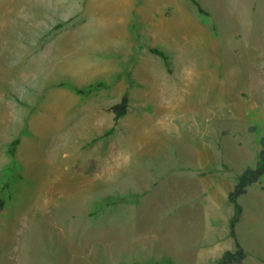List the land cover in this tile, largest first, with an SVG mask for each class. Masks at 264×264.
I'll use <instances>...</instances> for the list:
<instances>
[{"label": "rangeland", "instance_id": "obj_1", "mask_svg": "<svg viewBox=\"0 0 264 264\" xmlns=\"http://www.w3.org/2000/svg\"><path fill=\"white\" fill-rule=\"evenodd\" d=\"M197 1L0 0V264H264V176L237 239L229 198L264 149V0Z\"/></svg>", "mask_w": 264, "mask_h": 264}, {"label": "trees", "instance_id": "obj_2", "mask_svg": "<svg viewBox=\"0 0 264 264\" xmlns=\"http://www.w3.org/2000/svg\"><path fill=\"white\" fill-rule=\"evenodd\" d=\"M194 5L198 8L200 13H205V10L201 6V4L197 0H192ZM152 52L164 58L167 62H169V57L159 49H152ZM97 85H90L86 89H76L78 94H90L92 93ZM129 96L125 94L122 100L112 107V111L115 114V121H119L121 118L127 115L129 109ZM19 141H15L12 143V148L10 149L11 154H15L16 146ZM261 160L259 166L257 168H248L245 172L240 176L239 182L235 186L234 190L230 192L229 198L231 203H233L237 209V214L231 220V235L233 238L237 239L236 233V225L240 221V216L243 212V207L239 202L241 196L248 192L249 186L258 182L264 176V149L261 151ZM5 201L0 198V213L4 209ZM247 258V252L236 240V249L234 251L228 250L224 253L220 264H242Z\"/></svg>", "mask_w": 264, "mask_h": 264}, {"label": "bare ground", "instance_id": "obj_3", "mask_svg": "<svg viewBox=\"0 0 264 264\" xmlns=\"http://www.w3.org/2000/svg\"><path fill=\"white\" fill-rule=\"evenodd\" d=\"M256 59V58H255ZM253 62V61H252ZM253 65H254V63H253ZM256 65V64H255Z\"/></svg>", "mask_w": 264, "mask_h": 264}]
</instances>
